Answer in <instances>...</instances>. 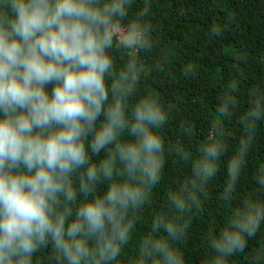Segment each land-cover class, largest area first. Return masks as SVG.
<instances>
[{
    "label": "clouds",
    "instance_id": "obj_1",
    "mask_svg": "<svg viewBox=\"0 0 264 264\" xmlns=\"http://www.w3.org/2000/svg\"><path fill=\"white\" fill-rule=\"evenodd\" d=\"M149 16L138 0H0V264H186L189 220L221 162L227 217L201 264H264V163L239 195L264 85L240 105L242 80L226 77L198 152L166 143L170 109L140 91L157 47ZM168 155L189 171L155 209Z\"/></svg>",
    "mask_w": 264,
    "mask_h": 264
},
{
    "label": "trees",
    "instance_id": "obj_2",
    "mask_svg": "<svg viewBox=\"0 0 264 264\" xmlns=\"http://www.w3.org/2000/svg\"><path fill=\"white\" fill-rule=\"evenodd\" d=\"M150 8L149 20L157 47L145 58L150 68L140 87L155 92L170 109V121L164 129L166 143L181 141L196 153L203 143L208 116L219 95L222 81L227 77L242 80L239 103L246 100L245 90L250 86L264 85V0H138ZM218 27V35L211 29ZM166 52L167 60L159 62V54ZM191 70H187L188 68ZM242 110V109H241ZM232 139L228 141L226 157L235 147L241 134L235 120L228 122ZM182 129L188 132L182 135ZM264 163V122L257 124L252 147L242 174L240 196L254 191L251 178L256 167ZM186 165L175 156L166 158L165 171L160 185L154 190L155 209L163 206L164 192L174 180L188 173ZM224 167L210 182L201 209L189 220V230L182 244L186 264H201L206 253L205 235L213 227L222 226L227 207L218 199L224 182ZM153 208L145 212L144 228ZM256 247L249 243L248 251ZM243 255L234 264H244Z\"/></svg>",
    "mask_w": 264,
    "mask_h": 264
}]
</instances>
